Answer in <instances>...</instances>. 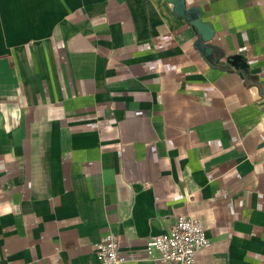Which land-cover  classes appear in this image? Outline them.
<instances>
[{
  "label": "crops",
  "instance_id": "1",
  "mask_svg": "<svg viewBox=\"0 0 264 264\" xmlns=\"http://www.w3.org/2000/svg\"><path fill=\"white\" fill-rule=\"evenodd\" d=\"M180 215L264 264V0H0V264H162Z\"/></svg>",
  "mask_w": 264,
  "mask_h": 264
},
{
  "label": "built area",
  "instance_id": "2",
  "mask_svg": "<svg viewBox=\"0 0 264 264\" xmlns=\"http://www.w3.org/2000/svg\"><path fill=\"white\" fill-rule=\"evenodd\" d=\"M210 247L211 240L202 221L189 215H180L167 232L148 239L146 254L162 264H197L198 254ZM95 254L100 264L126 262L115 234L103 236L96 245Z\"/></svg>",
  "mask_w": 264,
  "mask_h": 264
},
{
  "label": "water",
  "instance_id": "3",
  "mask_svg": "<svg viewBox=\"0 0 264 264\" xmlns=\"http://www.w3.org/2000/svg\"><path fill=\"white\" fill-rule=\"evenodd\" d=\"M190 16H187L186 19L190 22L196 33L199 35L200 39L204 42H210L214 37V31L212 27L202 21L200 15L197 11L191 10ZM231 60H241L239 57H233ZM241 62V61H240Z\"/></svg>",
  "mask_w": 264,
  "mask_h": 264
}]
</instances>
